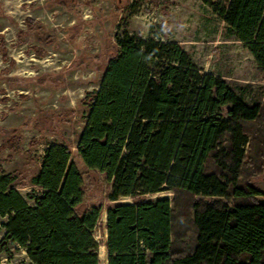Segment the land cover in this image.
Masks as SVG:
<instances>
[{
    "label": "trees",
    "instance_id": "1",
    "mask_svg": "<svg viewBox=\"0 0 264 264\" xmlns=\"http://www.w3.org/2000/svg\"><path fill=\"white\" fill-rule=\"evenodd\" d=\"M201 1L264 73V0ZM115 41L98 89L86 95L76 142L86 172L108 183L107 264H264V200L257 199L264 192L244 173L245 126L259 118L260 104L197 67L177 42L127 31ZM18 183L0 171L1 225L31 264H100L94 229L102 208H83V173L67 146L45 148L30 178L38 190L32 205ZM164 190L173 192L176 211L167 197L143 199ZM188 209L191 246L173 228L178 214L187 223Z\"/></svg>",
    "mask_w": 264,
    "mask_h": 264
},
{
    "label": "rangeland",
    "instance_id": "2",
    "mask_svg": "<svg viewBox=\"0 0 264 264\" xmlns=\"http://www.w3.org/2000/svg\"><path fill=\"white\" fill-rule=\"evenodd\" d=\"M124 31L181 44L197 67L220 75L247 103L260 104L259 118L245 126L251 144L244 173L264 192V73L244 44L227 34L210 6L201 0H0V171L18 178L19 193L32 205L29 196L38 190L30 178L39 170L45 148L67 146L83 173V208H102L94 229L100 264H107L103 243L108 183L102 174L86 172L76 142L85 126L86 95L98 89L109 57L117 51L115 35ZM165 197L176 211L171 191L143 199ZM189 214L187 223L178 214L173 228L174 238L183 233L182 244L191 246L192 210ZM3 221L0 216V264H31L25 250L5 238Z\"/></svg>",
    "mask_w": 264,
    "mask_h": 264
},
{
    "label": "bare ground",
    "instance_id": "3",
    "mask_svg": "<svg viewBox=\"0 0 264 264\" xmlns=\"http://www.w3.org/2000/svg\"><path fill=\"white\" fill-rule=\"evenodd\" d=\"M104 249V248H103ZM99 257V256H98ZM105 261V260H104Z\"/></svg>",
    "mask_w": 264,
    "mask_h": 264
},
{
    "label": "crops",
    "instance_id": "4",
    "mask_svg": "<svg viewBox=\"0 0 264 264\" xmlns=\"http://www.w3.org/2000/svg\"><path fill=\"white\" fill-rule=\"evenodd\" d=\"M107 259V258H106Z\"/></svg>",
    "mask_w": 264,
    "mask_h": 264
}]
</instances>
